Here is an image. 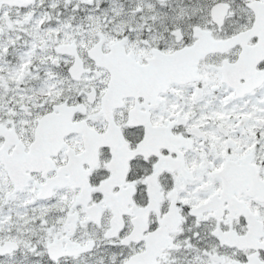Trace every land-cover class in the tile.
<instances>
[{"label":"snow or ice","instance_id":"6c2138e0","mask_svg":"<svg viewBox=\"0 0 264 264\" xmlns=\"http://www.w3.org/2000/svg\"><path fill=\"white\" fill-rule=\"evenodd\" d=\"M0 264H264V0H0Z\"/></svg>","mask_w":264,"mask_h":264}]
</instances>
